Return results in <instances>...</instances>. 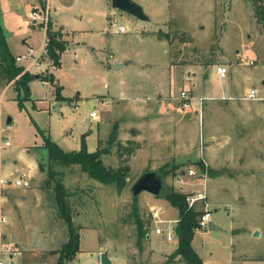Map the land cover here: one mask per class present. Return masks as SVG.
Returning <instances> with one entry per match:
<instances>
[{
	"label": "rangeland",
	"instance_id": "rangeland-1",
	"mask_svg": "<svg viewBox=\"0 0 264 264\" xmlns=\"http://www.w3.org/2000/svg\"><path fill=\"white\" fill-rule=\"evenodd\" d=\"M33 1L0 0V22L14 58L18 54L15 52L23 48V38L31 43L27 46L32 47H40L45 38V32L31 22V10L36 7L32 8ZM134 1L151 15L149 23L107 5L105 0H50L51 27L55 28L52 13L56 21L68 28L92 30L84 37L86 43L81 44L76 55L68 50L62 55L61 64L55 66L52 63L50 67L72 103L71 100L55 99L52 86L43 84L40 78L28 81L27 95L23 88L14 89V80L0 83V87L7 88L0 95V163L13 161V155L19 152H30L41 162L35 167L33 181L23 169L12 172V177L22 175L29 179L28 186L11 183L12 188L2 190L3 183L0 184L4 211L9 215L6 222L0 223V233H8L4 241L15 239L21 242L20 247L40 251L31 256L24 253L23 262L16 258L18 263L42 264L52 260L55 264L57 253L54 251L67 239L68 231L59 215L52 187L45 186L50 167L53 172L50 184L59 179L66 187L72 219L80 233L76 260L101 264L99 251L106 250L114 264H185L179 256L169 259L177 238L174 235L169 240L165 233L157 235L153 220L148 225L149 237L141 239L142 249L136 245L131 186L146 168L163 167L168 172L163 177L161 192L148 199L144 198L149 194L146 191L136 196L139 213L144 219H153V211H156L159 218L170 220L160 223L165 231L173 227L178 209L165 200V192L171 187L182 192L197 189L206 178L207 204L203 202L198 209H211L210 218L215 227L206 225L195 230L192 239L195 250L208 264H264V98L243 102L245 99L238 96L212 95L213 98L199 106L191 103L195 89L206 82L201 76L195 82L192 73L205 70L211 73L219 63L226 67L227 73L231 66L230 88L236 95H247L250 88L257 95L264 92V27L254 16L253 3L251 0ZM260 2L264 7V0ZM138 23L149 27H137ZM120 24L126 27L125 32H115ZM108 26L113 32L107 33ZM153 28L156 29L154 32L169 33L166 46L152 36L139 37L146 36ZM98 35L112 39L117 49L136 60H154V69L168 54L178 65V73L171 76L170 82H164L167 83L164 94L153 93L146 100L155 107L151 108L154 113L162 102L164 109L179 111L182 113L180 121L164 114L163 122H170H162L158 129H150L141 138L139 123L126 121L134 124L135 132L132 134L128 127L125 131H117V139L111 144L107 142V136L112 125H108L106 119L100 123V134L106 133L100 135L102 139L98 144L107 149L101 156L105 165H119V145H133L128 142V137L143 142H140L143 147L123 154L129 169L120 192L115 184L90 177L77 163L49 160L48 149L42 145L43 131L64 150L79 149L82 140L86 149H95L96 122H88V110L93 107L86 98L98 94L93 103L99 110L106 111L107 104L99 95L106 93L108 83L115 86L123 79L122 82L139 84L144 80L132 67L114 70L110 76H105V68L100 62L101 57L105 58V51L97 53L98 58L92 65L88 46L101 42ZM136 50L140 54L138 57ZM156 76L153 75L150 82L146 81L147 90L152 88ZM222 82L227 83L224 79ZM51 83L54 84V80ZM195 85L197 87L193 88ZM182 90L186 98L181 97ZM80 93L83 98L84 95L90 97L81 101ZM184 101H189L190 106L183 107ZM256 102L260 103L258 108H255ZM8 116L10 123H6ZM5 141L9 144L5 145ZM174 163L178 165L172 171ZM188 167H193L194 176L181 173ZM1 207L3 209V205ZM254 226L260 228V236L253 235ZM3 257H6L5 253Z\"/></svg>",
	"mask_w": 264,
	"mask_h": 264
},
{
	"label": "crops",
	"instance_id": "crops-1",
	"mask_svg": "<svg viewBox=\"0 0 264 264\" xmlns=\"http://www.w3.org/2000/svg\"><path fill=\"white\" fill-rule=\"evenodd\" d=\"M105 2L107 5L111 6L109 3L110 0H105ZM38 3H39V0H34L32 3V8H33V6H37ZM50 3H51L50 0H47V4L49 6V9L51 8ZM144 11L148 15L149 18L148 19H141V20L145 21V24H146V23H149L151 21V15L148 12H146V10H144ZM51 16H52L53 26H55V28H59L62 31V38L66 41V48L60 54L59 64H61L62 55L68 50L69 51L71 50V53L76 55L78 52V49L82 47L81 44L86 43V41L84 40V37L87 36V34L89 35V32H91L92 30L90 31L89 28H73V27L68 28L61 21H56V17H53L52 13H51ZM107 25H108V22H107ZM143 26L149 27L148 25H144V23H142V24L138 23L137 27L142 28ZM86 29H89V30H86ZM154 30H156V29H154V28L150 29V31H148V34L146 36L140 35L139 37L143 38V37H147V36H152V37L156 38L157 40L161 41L166 46L167 45L166 39L158 38L154 34ZM100 31L102 32L103 30H100ZM100 31H98V32H100ZM111 31L113 32V30H110V27L108 26L107 33H111ZM93 32H92V35H93ZM98 32H97V34H98ZM115 32H119V31L115 30ZM98 36H99V40L101 39V42L99 41V42H97L96 45L93 44V45L88 46L91 50L90 62L92 65L95 64L94 60L96 58H98L97 53H99L101 51H105V58H103V57L100 58V62L103 65L102 68H105L104 69V75L105 76H110L112 71H114V70L120 71L126 67H132L134 70H136V72L140 73L141 76H143L144 80L143 81L140 80L139 84H132L130 82H122L124 80L119 79L118 81H120V82L117 83L115 86L111 83H108L106 85V93H100L99 97L101 96V99L104 101V103L107 104L106 106L108 109L106 111L98 109V116L99 117L97 116L95 118L90 116L89 113L91 110H88L89 116L87 117L89 119L88 122L90 124L93 123L92 122L93 120H95V122H96L95 132L97 131L98 135H97V142L95 145V149L100 146V145H98L100 143V140L102 139L100 137V135H102V136L106 135V133L100 134V133H102L101 128H100L101 127L100 123H102L105 119L107 120L108 125H110V126L112 125V127H111L112 129L110 130L111 131L110 134L114 130L115 135L117 134V131H119V132H121V130L125 131V128H127V127L130 128V131L133 134L135 132V129L132 126H134V124H132L130 122L128 124V122H126V121H132V122L137 121L139 123L140 127L142 128V131L140 133V138H141V135H143V136L146 135L147 131H149L150 129H155V130L158 129V126L163 122L162 115H164V114L166 115V117L172 116V118L174 117L177 121H180L182 113H180L179 111H175V110H173L171 108H167V107H165V109H164L165 103L162 102L158 106V111H156V113H154L155 111H152L151 108H155V107H152V103L146 100L147 97L153 95V93L158 94V95L159 94L163 95L165 90L167 89V83L165 84L164 82H167V81L170 82L171 76L178 73V65L174 64L175 62H174L173 58L167 52V47H166V53L168 54L167 55L168 57H166L164 59V61H162V63L159 65V67H157V69H154L152 67V64H154V60H152L150 62L149 61L142 62L141 60H136L133 58V56H129V55L125 54V51H123L121 49H117L115 44L112 42V39L108 40L107 37L104 38L102 35H98ZM102 39H103V41H102ZM21 41L23 43V48L20 47L19 50L15 53H20V52L24 51L26 49L27 45L31 44L25 38H23ZM135 53L137 54V57L140 56V54H138L137 50ZM115 61L120 63L119 64L120 66L118 69H115L112 67V64L114 66ZM59 64H56L55 66H57ZM149 65L151 66V68ZM217 65H222V63L216 64V66ZM216 66H215V68H216ZM228 68H229L228 70H230V71L227 73V69H226V73L224 76L219 75L215 69L211 70V73H208V70H205L204 72H200V73H199V71L193 72L192 74H193L195 82L198 81L199 76L202 77L203 82L204 81H206V82L203 83L202 86H200L199 88H196L197 85H195V87H193V88H196L195 89L196 91L192 97L193 99L191 100V103L199 106L206 99L213 98L214 96L212 97V95L220 96V97L238 96V97H241L242 99H245L243 102H246V100H259V98L260 99L264 98V92L263 91L259 95H257V93H256L257 98H249L248 93H247V95H236V93H234L230 88V82L232 81V69H231V66H229ZM147 69H149V70H147ZM186 73H188V70L186 71ZM33 74L34 75L35 74L40 75V73H35V72ZM51 74L53 75V80H54V84L51 85L54 98L59 99V100H63V101L71 100V98L68 97V95L63 93L64 86L60 82L59 78L56 77V75L53 72H51ZM153 75H157L156 76L157 78L153 80L152 88L147 90L146 89V87H147L146 81L150 82ZM148 76H150V79L148 78ZM246 77H250V75L246 74ZM33 78H40V77L34 76ZM223 79L226 80V82H227L226 84L223 82L221 83V81ZM227 80L229 81V83ZM33 81L34 80H32V82ZM213 81H214V83H213ZM216 81H218L217 84H216ZM1 82L2 81L0 80V83ZM263 82H264V80H263ZM191 84H194V82L193 83L191 82ZM55 85H61L60 93L63 97H65L64 99H60V98L56 97L55 92H54ZM5 89H7V88L0 87V91H1L0 95L3 93V91ZM48 90L50 91V88H48ZM46 94L48 96V93H46ZM97 96H98V94H96V95L93 94L91 97L88 95H84V98H83L81 96V93H80L79 99L82 101L86 97H90V98H86V99L89 100L90 105H92V107H94L96 105L93 102H94L95 98L97 100ZM200 98H201V100H200ZM70 103H72V100ZM259 104L260 103L256 102L254 104L255 108H258ZM159 107L161 108L160 110H159ZM245 108H248V105H245ZM99 111H100V115H99ZM251 111L252 110H248V113H252ZM109 113L111 115H108ZM108 117H111V118H108ZM164 122L168 123L170 121H164ZM90 130L94 131V129H90ZM110 134L107 136L108 138H109ZM116 139H117V136H116ZM127 139L132 140V141H136L138 143L137 147H139V148H141V146L143 144V142L141 140L136 139L135 137H128ZM8 144H5V145H8ZM95 149L89 150L87 148L88 151H93ZM190 152H192V150ZM26 153L27 152H25V153L19 152L18 154L15 153L13 155V159H12L13 161L9 160V162L0 163V178H7L9 180H12V179L18 177V176H13L14 177L13 178L12 172L17 170V169H23V171L26 172L27 175L30 176V179L33 181L34 180L33 172L35 170V167H37V165L39 164L38 163L39 161L36 160V158H34V156H32L30 152L28 154H26ZM173 165H178V164L174 163V164H172V166ZM187 169L181 170V173H184V172L186 173ZM146 170H157L159 172L160 167H158L156 169L153 167L148 168V169L146 168L144 171H146ZM8 188H12L11 183L3 184V186L1 187L2 190L8 189ZM146 192H148V191H146ZM148 193L149 194L145 195L144 198L148 199V198H150L149 196L153 195L150 192H148ZM165 200L167 201V199H165ZM167 202H169V201H167ZM0 203H1V205H3V209L1 208L2 213L7 217V220H8L9 215H7V213H5V211H4V195L0 196ZM6 221H4V222H6ZM254 228H256L258 230V235H255V236H260L261 235L260 228L258 226H254L252 229H254ZM254 231H253V233H254ZM157 235H161V234L158 233ZM7 237H8V233H6V232L0 233V255H1V257H3V253H5V255H6V257H3V258L9 257V250H7L8 249L7 247H9V246H14L17 249L21 250V254L15 256V260L20 259L22 262H23V258H24L23 257L24 253H28V254H30V256L32 254L40 253V251L33 249V248L26 249L25 247H20L21 242L16 241L13 238H12L13 240L4 241V239L7 240ZM147 237H149V233H148ZM79 247H80V245H79ZM174 248H175V246L172 249H174ZM100 252L101 251H99V253ZM108 255L113 260V258L109 252H108ZM16 258H18V259H16ZM49 261H50L49 263H48V261H45L46 264H52V260H49ZM19 264H21V263H19Z\"/></svg>",
	"mask_w": 264,
	"mask_h": 264
},
{
	"label": "trees",
	"instance_id": "trees-1",
	"mask_svg": "<svg viewBox=\"0 0 264 264\" xmlns=\"http://www.w3.org/2000/svg\"><path fill=\"white\" fill-rule=\"evenodd\" d=\"M254 7V16L257 22L263 24L264 27V7L260 0H251ZM154 34L158 38L169 39V33L167 31L158 30ZM48 37V49L52 56L54 63L59 64L60 54L66 48V41L62 38V31L59 28H53L51 25L47 31ZM0 73L2 74L0 80L9 82L14 80V89H24L25 94H29L28 81L34 77V74L29 71H23V67L16 63L15 58L9 50L3 27L0 22ZM40 77V75H39ZM49 78L53 80V75L50 73ZM61 85H55L54 92L57 98L64 99L60 93ZM43 146L48 149L49 160H58L65 163H77L80 168L87 172V174L99 180L103 183L115 184L118 192H120L126 183V173L129 169V163L127 158L123 157L124 153H132V151L138 146L136 141L129 140L128 142L133 145L127 147L120 144L117 153L120 157V163L116 167L105 165L102 161V154L107 151L106 147H98L93 151H88L85 146L84 140H82L81 147L77 150H64L55 141H53L48 134L42 131ZM116 140V135L113 132L107 139L108 143H112ZM40 165L41 162L39 161ZM177 165H173L171 170L174 171ZM49 179H46L45 186L52 187L54 191V199L59 211L60 217L63 218L66 223L68 237L61 244V246L54 252L57 253L55 264H68V262L75 258L79 251L80 233L75 226L70 203L67 200V190L64 184L59 179H55L53 185L50 184V180L53 179V172L48 167ZM159 172L164 177L168 169L160 168ZM165 198L178 209V218L173 226L174 235L177 238V244L173 251L169 254V259H174L177 256L185 262V264H207L203 261L202 257L195 250L192 245V239L194 237L195 230L200 228L197 222V216L200 210L195 207H189L185 200V192L178 191L171 187L165 192ZM131 215L132 222L136 225L137 240L136 245L138 249H142L141 239L147 237L149 232V223L152 218L144 219L139 213V207L134 196L132 201Z\"/></svg>",
	"mask_w": 264,
	"mask_h": 264
},
{
	"label": "built area",
	"instance_id": "built-area-1",
	"mask_svg": "<svg viewBox=\"0 0 264 264\" xmlns=\"http://www.w3.org/2000/svg\"><path fill=\"white\" fill-rule=\"evenodd\" d=\"M31 22L33 25L38 27L39 29L43 30L45 32V38L43 39V43L40 47H32L27 46L26 49L20 53H18L15 56L16 63H19L23 67V71H29L31 73H40V80L43 84L47 86H51V80L48 77L50 74V67L54 63V60L52 56L49 53L48 49V37H47V31L50 24V9L47 4V0H40L39 4L31 10ZM113 21H116V18H113ZM116 31L124 32L126 31V27L122 24L118 25ZM56 65V64H55ZM216 72L224 76L226 73V67L224 65H217L215 68ZM47 75V76H46ZM185 91L182 90L180 92L181 97L186 98ZM249 98H257L256 92L253 88H251L248 92ZM201 100V98H200ZM183 107L190 106L189 101H184ZM91 117H97L98 116V108L97 106H94L93 109L90 111ZM8 141H5V144H8ZM186 174L188 176H194L195 170L192 167H189L186 171ZM205 177V176H204ZM7 184V183H13L16 186H28L30 184L29 179L24 178L22 175L18 176L12 180H9L7 178H0V184ZM200 187L188 192H185V200L187 202V205L189 207H195L198 209V205L203 204V202L206 203V188H207V180L206 178H203V180L200 182ZM0 196H1V190H0ZM207 204V203H206ZM1 203H0V223L7 220V217L2 213L1 210ZM200 210V213L197 216V222L199 227H204L208 225V223L211 221V209L208 207H202ZM154 223L156 224L154 231L159 234H166L167 239H172L174 237V229L173 227H169L166 231L164 228L160 225V223L163 222H169L168 219H162L157 216V212L153 211V219ZM4 247V246H3ZM9 250V257L3 258L0 255V264H19L15 260V256L21 254V250L17 249L14 246L7 247ZM42 264H46L44 261ZM68 264H85L83 261L72 259L68 262Z\"/></svg>",
	"mask_w": 264,
	"mask_h": 264
},
{
	"label": "water",
	"instance_id": "water-1",
	"mask_svg": "<svg viewBox=\"0 0 264 264\" xmlns=\"http://www.w3.org/2000/svg\"><path fill=\"white\" fill-rule=\"evenodd\" d=\"M111 6L121 11H125L139 19H148V15L145 13L143 7L134 0H110ZM120 63L115 61L114 68L118 69ZM35 77H39V74H35ZM11 117L6 118V123H10ZM163 176L157 170L143 171L131 186V191L134 196H137L141 191H148L152 194H159L163 189ZM209 228H214L213 221L208 223ZM258 235L256 229L253 233ZM99 260L101 264H114L112 259L108 255V251L104 250L99 253Z\"/></svg>",
	"mask_w": 264,
	"mask_h": 264
}]
</instances>
